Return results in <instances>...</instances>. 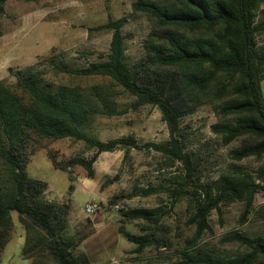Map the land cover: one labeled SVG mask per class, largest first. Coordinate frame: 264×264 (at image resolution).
Wrapping results in <instances>:
<instances>
[{
  "label": "trees",
  "instance_id": "16d2710c",
  "mask_svg": "<svg viewBox=\"0 0 264 264\" xmlns=\"http://www.w3.org/2000/svg\"><path fill=\"white\" fill-rule=\"evenodd\" d=\"M5 2L0 0V15ZM263 5L264 0H172L170 5L138 0L133 10L146 14L155 26L145 41L144 57L136 63L131 64L127 55L123 33L127 19L122 18L91 29L113 33L104 58L76 66L53 49L50 56L28 68L11 69L16 82L0 83V251L9 241L12 213L16 212L26 232L23 255L34 264L45 257L54 264H92L87 253L79 249L80 241L68 235L71 204L49 201L48 184L28 174L38 138H71L95 150L90 159L73 157L63 163L50 152L53 166L64 172L81 166L93 178L100 154L149 147L180 162L186 171V177L180 178L188 183L196 169L191 155L184 152L182 119L208 105L222 119L212 131L224 145L246 139L232 151L234 160L263 158L264 16L259 17ZM179 30L201 36L184 38ZM61 76L108 79L135 98L133 108L157 106L169 140L139 146L132 136L102 141L89 134L96 116L122 114L117 110L116 96L103 84L86 88L64 83ZM154 192L149 189L145 194ZM189 193L198 195L193 197L197 235L186 241L169 264H264V235L229 234L223 242L238 248L229 257L197 249L199 237L211 230L210 215L222 206L241 202L245 205L242 225L254 214L264 227V205L255 210L256 196L264 193V165L255 173L233 167L213 182L197 183ZM124 217L127 221L144 219L155 226L160 223L151 210L129 211ZM120 233L136 246L133 252L138 255L148 247L160 249L168 243L154 231L145 235Z\"/></svg>",
  "mask_w": 264,
  "mask_h": 264
},
{
  "label": "rangeland",
  "instance_id": "374dc122",
  "mask_svg": "<svg viewBox=\"0 0 264 264\" xmlns=\"http://www.w3.org/2000/svg\"><path fill=\"white\" fill-rule=\"evenodd\" d=\"M138 0H6L4 13L0 15V83L13 85L16 80L10 70L25 69L39 59L56 53H64L67 60L76 66L104 58L110 50L113 33L107 30H91L110 20L127 19L123 28L126 35V51L134 64L145 54L144 44L154 29V22L133 10ZM170 5L172 0H151ZM264 16V5L259 17ZM186 38H198L201 33L179 30ZM264 42V37L261 40ZM60 80L72 85L90 87L103 84L115 95L118 115H98L87 132L102 141L132 136L139 146L164 144L169 140V131L157 106L145 105L133 108L135 98L108 79L61 76ZM264 93V81L262 82ZM221 118L208 106L182 119L184 152L192 158L195 177L187 183L184 166L153 148L143 147L102 153L94 164V176L81 166L70 172L56 169L49 157L54 153L58 162L73 157L90 159L95 150L86 143L71 138L52 140L36 139L38 147L30 157L28 174L48 184L46 198L49 201L69 202L68 235L80 241L79 249L89 256L92 264H169L185 247L186 241L197 235L193 223L194 203L189 195L197 183H210L233 167H242L255 173L264 165V157L243 161L232 158V151L246 139L240 138L224 145L221 137L212 131V126ZM149 189L156 192L146 195ZM184 192L183 194L179 192ZM189 194H187V193ZM94 203L98 211L93 215L85 212V205ZM264 205V193L255 200V210ZM151 210L160 219L159 226L147 220H126L124 214L134 210ZM245 205L236 202L222 206L209 217L210 231L198 239L197 249L210 251L216 256L229 257L238 250L223 239L235 231L250 237L264 235L262 221L251 214L242 225ZM13 227L9 241L0 251V264H34L23 255L26 232L16 212L12 213ZM133 235L156 232L167 239L166 247L154 246L143 254L133 252L136 246L120 231ZM168 260V261H167ZM167 261V262H164ZM39 264H54L48 257Z\"/></svg>",
  "mask_w": 264,
  "mask_h": 264
},
{
  "label": "built area",
  "instance_id": "2783aa9c",
  "mask_svg": "<svg viewBox=\"0 0 264 264\" xmlns=\"http://www.w3.org/2000/svg\"><path fill=\"white\" fill-rule=\"evenodd\" d=\"M98 211V206L94 203H87L85 205V212L88 215H93L94 213H96Z\"/></svg>",
  "mask_w": 264,
  "mask_h": 264
}]
</instances>
